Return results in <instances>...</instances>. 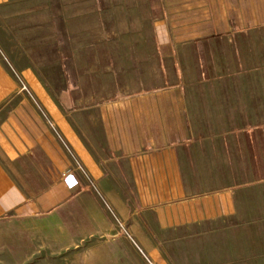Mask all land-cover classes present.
Returning <instances> with one entry per match:
<instances>
[{"label":"crops","instance_id":"obj_1","mask_svg":"<svg viewBox=\"0 0 264 264\" xmlns=\"http://www.w3.org/2000/svg\"><path fill=\"white\" fill-rule=\"evenodd\" d=\"M39 1L0 0V258L174 264L179 234L219 245L198 264H264V0H129L157 40L140 89L66 111L10 61L41 39L9 8ZM48 1L56 36L90 3Z\"/></svg>","mask_w":264,"mask_h":264},{"label":"rangeland","instance_id":"obj_2","mask_svg":"<svg viewBox=\"0 0 264 264\" xmlns=\"http://www.w3.org/2000/svg\"><path fill=\"white\" fill-rule=\"evenodd\" d=\"M89 2L74 4L81 9L71 11L70 8V14L84 13L85 17L68 19L70 26L65 19L64 32L60 25L56 26L59 30L57 36L53 34L56 19L48 0L9 8L10 11H25L27 42H34L37 37L41 39L37 45L41 46L40 50L11 51V63L13 61L19 70L40 75L43 87L57 93L58 103L64 111L66 108H82L84 104L94 107L98 98L104 101L113 96L125 97L132 90L140 89V77L145 74V67L131 62L138 64L144 55L140 49L146 43L157 41L156 36L144 34L140 27H135L136 19H130L133 3L129 0H105L100 4V12L97 0ZM24 86L29 89L26 83ZM179 236L171 235L170 242L162 244L174 264H198L199 260L194 258L196 252L216 251L219 246L201 241L180 242ZM62 260L60 257L50 258L45 259L48 263L42 264H57ZM11 263L14 260L8 255L0 258V264Z\"/></svg>","mask_w":264,"mask_h":264},{"label":"built area","instance_id":"obj_3","mask_svg":"<svg viewBox=\"0 0 264 264\" xmlns=\"http://www.w3.org/2000/svg\"><path fill=\"white\" fill-rule=\"evenodd\" d=\"M65 177H67V179H69V178H70L69 176H65Z\"/></svg>","mask_w":264,"mask_h":264}]
</instances>
